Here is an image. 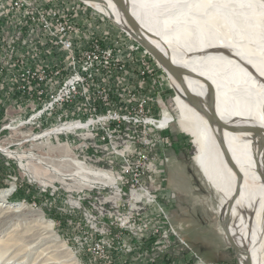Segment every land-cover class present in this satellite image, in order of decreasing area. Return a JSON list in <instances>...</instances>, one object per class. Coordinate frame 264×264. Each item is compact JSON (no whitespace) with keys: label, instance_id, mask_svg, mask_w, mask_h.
<instances>
[{"label":"rangeland","instance_id":"rangeland-1","mask_svg":"<svg viewBox=\"0 0 264 264\" xmlns=\"http://www.w3.org/2000/svg\"><path fill=\"white\" fill-rule=\"evenodd\" d=\"M22 1L29 10L34 9L37 16L40 11L48 18L49 25L38 24V17L32 25L28 20L19 24L20 15L9 10L4 14L2 25L5 27L2 34L5 37L4 48L7 44L18 46V57L24 63L33 60L34 64L50 73L60 72L69 76L77 70L72 56H81L99 47L105 57L92 66L91 74L86 75L88 80L83 85L84 89L104 92L113 85L112 107H116L124 89L132 92L138 88L146 97L150 96L148 100L153 113L174 118L167 130L154 137L140 131L138 123H126L118 128L121 130L118 141L120 149L126 153L134 150L136 154L139 148L146 146L152 151L151 159L155 161L158 174L153 177L155 181L149 182V187L165 204L170 223L188 247L175 235H168L170 239L152 237L138 229L146 219L143 217L146 213L163 229L168 226L152 206L140 210V213L129 207L128 196L120 197L116 185L122 187V193L128 192L132 185L123 184L115 168L90 161L84 167L79 166L78 161L85 154L74 131L43 137L42 133L63 126L64 121L58 116L73 106L58 105L53 113H49L50 117L33 120L23 127L17 125L18 122H10L5 110H15L17 98L14 96L17 94H10L11 88L5 82L9 72L5 76L0 75V190L8 189L13 194L0 201V239L10 235L7 240H17L26 248L29 246L31 254L25 264H32L42 250H45L44 254L37 264H43L40 259H48L50 264H166L165 261L172 264H239L234 248L218 232L224 199L205 179L199 146L195 137L180 123L171 77L159 62L109 16L80 0ZM21 12L29 13L26 10ZM54 15L60 20H71L74 26L72 37L75 47L70 52L52 38L50 32L55 27L50 22ZM107 53L111 56L108 57ZM7 59L0 47V64H6ZM139 83L141 87H138ZM59 86L55 83V86L45 87L46 97L56 93ZM34 100L35 104L40 101L37 97ZM28 108L30 111L23 110V115L32 113L31 107ZM66 118L69 117H63ZM149 137L152 142L142 145ZM163 138L166 142L161 140ZM112 159L117 162L114 156ZM95 166L106 170L108 176L105 179L89 177L84 168L98 169ZM142 183L148 186L146 181ZM18 205L23 210L13 212L14 206ZM129 215L136 217L135 233H130L126 227H130L133 221L122 225ZM41 216L53 224L54 237L38 244L42 235H51L46 233L45 223L39 220ZM238 217L235 215L232 221ZM56 237L58 240H54ZM200 243L213 248L211 257L203 253ZM259 250L264 255V245ZM221 258L227 260L221 261Z\"/></svg>","mask_w":264,"mask_h":264},{"label":"bare ground","instance_id":"bare-ground-1","mask_svg":"<svg viewBox=\"0 0 264 264\" xmlns=\"http://www.w3.org/2000/svg\"><path fill=\"white\" fill-rule=\"evenodd\" d=\"M100 1L107 3H93L95 10L141 39L146 50H161L186 76L184 85L171 78L180 123L196 139L205 179L224 199L221 213L230 205L226 224L241 261L264 264L259 250L264 245V0ZM120 10H131L137 21ZM186 95L207 111L193 108ZM84 169L89 177L107 176ZM9 194L13 191L0 190V201ZM39 220L51 234L42 235L41 244L54 237V227L42 216ZM7 238L0 239V264L27 263L29 246Z\"/></svg>","mask_w":264,"mask_h":264},{"label":"built area","instance_id":"built-area-1","mask_svg":"<svg viewBox=\"0 0 264 264\" xmlns=\"http://www.w3.org/2000/svg\"><path fill=\"white\" fill-rule=\"evenodd\" d=\"M9 10L12 14L18 13L20 15L17 22L19 24L28 20L32 25L36 17H38L36 20L38 24L49 25V20L40 14V11H38L39 15L37 16L35 10L31 11L29 7H25L22 0H0V47L5 51V55L8 56L6 64H0V75L5 76L6 72L10 73L8 81L4 80L8 84L7 87L11 88L10 94H17L14 96L17 98L15 110L11 112L5 110L10 122H18L17 125L23 127L33 120L50 117L49 113H53L52 110L58 105L73 106L72 109L64 110L65 112L58 116L60 120L64 121L63 126L59 128L61 131L59 133L62 134L63 131H74L76 133L81 151L85 154L78 161L79 166L84 167L86 162L90 161L93 164H109L111 168H115L121 177L120 181L123 184L131 183L132 185V188L124 193H122V187L119 184L116 185L120 197L123 195L128 196L129 207L137 209L140 213V210H145L147 207L152 206L156 210L157 215L168 226L167 229H163L162 226L153 222L154 218L150 214L146 213V216H143L146 219L142 221L138 229L150 233L152 237L163 236L170 239V237H167L168 235H175L182 244L188 247L187 242L183 238L178 237L174 226L170 223L165 204L163 205L160 202L155 192L149 187V182L155 181L153 177L158 174L154 165L155 161L151 159L152 151L146 146L145 148H139L136 154L134 150L126 153L120 149L121 144L118 141L119 133L121 132L118 128H121L126 123H138L137 128L140 131L144 130L148 132V136L154 137L155 134L163 133L167 130L171 123L174 122V118H168L165 122L166 115L158 116L153 113L148 100L150 96L147 95L146 97L143 90L138 88L132 90V92L131 90L126 92V89H124L125 92L122 93V98L118 101L116 107H112L113 85H109L110 87L104 89V92L96 89L93 91L84 89L83 85L88 80L86 75L91 74L92 66L102 62L105 57L99 47L93 52H84L81 56H72L73 64L77 70H74L70 74L71 76L69 75L70 77L60 72L50 73L46 68L34 64L33 60H29V63H24L18 57L17 53L20 52V50L17 51L18 46L16 48L7 44V48H4L5 42L3 38L5 37L2 34L5 32V27H2V25L5 18L4 14L9 12ZM21 10H26L29 13L23 14ZM50 25L55 27V30L50 33L56 43L66 51H72L75 46L72 37L74 26H72L71 20H60L54 15L51 18ZM107 55L108 57L111 56L109 53ZM55 83L57 86H61L55 89L56 93L46 97L45 87L55 86ZM138 87H141V83H139ZM125 96L127 97L126 99ZM34 97L40 100L37 104H35ZM28 106L31 107L32 113L27 116L26 114L30 111ZM23 110H26V116L23 115ZM23 116L25 117L22 118ZM63 117L69 118L63 119ZM71 124L75 125L71 126ZM151 139H145L141 144L148 145L152 142ZM161 140L166 142L164 138ZM112 156L115 157L117 162H114ZM95 168L98 167L95 166ZM94 170L105 176L103 171L106 172V170L100 168ZM134 171L137 172L135 180L132 178ZM106 175L108 176L107 172ZM143 181H146L148 186L144 185ZM136 221V217L129 215L122 225L126 226V224L132 222L130 227H126L130 233H135ZM164 241L169 240L165 239ZM96 244L97 246L100 245L99 242ZM108 246L111 247V244ZM166 264L172 263L166 262Z\"/></svg>","mask_w":264,"mask_h":264},{"label":"water","instance_id":"water-1","mask_svg":"<svg viewBox=\"0 0 264 264\" xmlns=\"http://www.w3.org/2000/svg\"><path fill=\"white\" fill-rule=\"evenodd\" d=\"M81 2L87 4V5H93V3L97 4V3H107V2H102L100 0H80ZM117 11V10H116ZM121 13L125 14L128 17H131L133 19L136 20L135 16L133 15V13L131 12V10H127V11H122L120 10ZM137 21V20H136ZM130 34V33H129ZM137 41H139L143 46L144 42H142L141 39H139L137 37L136 39ZM150 52V51H149ZM150 53L153 54L154 58L159 62V64L162 66V68L164 69V71L171 77L174 78L176 81H178L181 84H185L186 82V76L180 71V69H178L177 65H175L174 63L171 64L170 62H168L167 60H165L163 58V55L161 53V50H157L156 52L151 51ZM185 100L195 109L199 110L200 112H206L207 110L203 107L202 104H200L199 102L196 101L195 98L191 97V95H186L185 96ZM226 207V206H225ZM230 208V205L227 207V211L223 212V214L220 212V217H219V225H218V229L220 234L223 236V238L229 243L230 246H232L235 250L236 253V257L238 259V263L239 264H253L252 259H248L246 261H241V257H240V248L237 245V242L229 235L228 229H227V224H226V220L230 219V211L228 210Z\"/></svg>","mask_w":264,"mask_h":264},{"label":"flooded vegetation","instance_id":"flooded-vegetation-1","mask_svg":"<svg viewBox=\"0 0 264 264\" xmlns=\"http://www.w3.org/2000/svg\"><path fill=\"white\" fill-rule=\"evenodd\" d=\"M157 103H159V100L157 101ZM218 231V230H217ZM219 232V231H218ZM189 233V232H188ZM220 233V232H219ZM202 245V246H201ZM200 246L202 247V251H203V253L205 254V255H207V256H212V250H213V248L212 247H205V245H203V244H201L200 243ZM216 253L217 252H215V254L214 255H216ZM222 254V252H220V251H218V254ZM225 260H227V259H223V258H221V261H225Z\"/></svg>","mask_w":264,"mask_h":264},{"label":"trees","instance_id":"trees-1","mask_svg":"<svg viewBox=\"0 0 264 264\" xmlns=\"http://www.w3.org/2000/svg\"><path fill=\"white\" fill-rule=\"evenodd\" d=\"M167 260H169V259H167ZM165 262H168V261H165Z\"/></svg>","mask_w":264,"mask_h":264}]
</instances>
